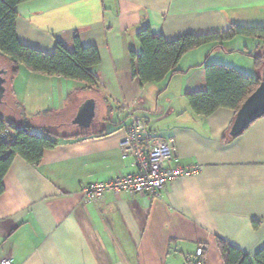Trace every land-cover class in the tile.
Returning a JSON list of instances; mask_svg holds the SVG:
<instances>
[{"label":"crops","instance_id":"crops-1","mask_svg":"<svg viewBox=\"0 0 264 264\" xmlns=\"http://www.w3.org/2000/svg\"><path fill=\"white\" fill-rule=\"evenodd\" d=\"M16 12L21 45L52 54L61 43L72 52L77 37L82 47L97 49L100 64L91 69L98 87L90 90L23 67L13 76L9 60L0 59L5 80L0 106H9L6 98L34 104L31 118L13 111L5 121L42 136L63 131L71 136L44 151L38 166L13 160L0 197V261L223 264L217 239L251 257L264 248V117L230 139L233 111L201 118L186 100L206 90V67L220 64L219 55L253 62L262 43L236 38L222 47L205 45L184 55L180 73L161 84L140 85L130 61V52L140 51L136 34L146 26L167 42L225 33L232 24L264 27V0H29ZM237 61L220 65L260 75L254 64ZM88 100L95 104L93 119L75 122ZM129 115L147 122L155 137L174 139L173 165L200 171L167 184L159 198L123 192L89 203L85 186L135 171L131 158L121 159L119 147ZM93 126L95 131H86Z\"/></svg>","mask_w":264,"mask_h":264},{"label":"trees","instance_id":"trees-1","mask_svg":"<svg viewBox=\"0 0 264 264\" xmlns=\"http://www.w3.org/2000/svg\"><path fill=\"white\" fill-rule=\"evenodd\" d=\"M26 1L29 0H0V55L9 60L12 75L23 67L32 74L63 78L79 82L86 89H96L98 80L91 69L100 64V58L95 47L84 48L75 37L72 52L57 43L52 54H45L18 42L16 7ZM236 38L257 39L262 43L263 51L251 56L254 67L261 71L264 63V27L232 24L225 33L198 37L186 35L167 42L163 36L156 37L146 26L136 34L139 53L130 52L133 79H137L140 85L167 82L180 73L178 64L187 53L208 44L222 47ZM259 76L244 75L225 65H208L205 71L206 90L186 95L189 109L201 118H207L219 109L231 110L236 116L242 104L260 85ZM5 130L11 133L3 139L1 135ZM69 137L62 138L55 133L38 135L30 127L12 125L0 118V197L4 193L3 179L16 157L31 166H38L44 151L54 149L59 141ZM252 226L256 229L259 222H253ZM216 246L223 264H264V248L251 257L221 239L216 240Z\"/></svg>","mask_w":264,"mask_h":264},{"label":"built area","instance_id":"built-area-1","mask_svg":"<svg viewBox=\"0 0 264 264\" xmlns=\"http://www.w3.org/2000/svg\"><path fill=\"white\" fill-rule=\"evenodd\" d=\"M5 130L1 138L10 135ZM121 159L133 160V173L117 177L113 180L93 183L82 190L84 199L93 203L106 194L127 193L129 195H147L159 198L165 186L181 177H191L199 173L200 167H181L173 165L175 158V141L172 138L155 137L143 119L129 115L126 134L120 143ZM203 249L196 250V256L201 257ZM0 264H13L10 257L0 261ZM202 264V262H198Z\"/></svg>","mask_w":264,"mask_h":264},{"label":"water","instance_id":"water-1","mask_svg":"<svg viewBox=\"0 0 264 264\" xmlns=\"http://www.w3.org/2000/svg\"><path fill=\"white\" fill-rule=\"evenodd\" d=\"M0 72V104L4 97L3 84L5 80L1 77ZM260 85L249 96L238 110L233 124L230 128L229 137L236 138L245 131L251 124L264 117V63L260 71ZM95 104L92 100L86 101L78 110L77 119L81 124H88L94 117Z\"/></svg>","mask_w":264,"mask_h":264},{"label":"rangeland","instance_id":"rangeland-1","mask_svg":"<svg viewBox=\"0 0 264 264\" xmlns=\"http://www.w3.org/2000/svg\"><path fill=\"white\" fill-rule=\"evenodd\" d=\"M240 60V62H241V66L243 65V63L244 64H246L247 66H251L252 64H253V62H252V60H250L248 57H246V56H243V57H236V55H231V54H225V53H222L221 55H219L218 56V62L220 63V64H224V63H226V64H228V65H230V66H235L236 65V63L238 62L237 60ZM240 58H242V59H240ZM248 58V59H247ZM0 59L4 62L6 59L4 58V57H1L0 56ZM225 64V65H226ZM240 65H239V67H241ZM244 74V73H243ZM244 75H246V74H244ZM248 76H250L249 74H247ZM6 101L8 102V107H5V106H0V118L1 119H3L4 121L5 120H7V121H9V118H8V115H10L13 111H15V114H16V116L19 118V115H21V114H23V113H25V115H27L28 116V118H31V114H30V111H32V109H31V106L33 105V107H34V104H33V102L32 101H27V103L24 105V102H22V100H21V102H20V100H19V102L18 103H15L14 101H12V100H10V99H8V98H6ZM24 109H25V112H24ZM50 119H52V118H50ZM50 119H48V120H50ZM58 120H60V118L58 117H56L55 119H54V121H58ZM95 129H97L96 127L94 128V126H93V128H91L90 130L89 129H86V131H90V132H92V131H95ZM62 134H58L59 135V137H69L67 134V132H65V131H63V132H61ZM89 133V132H88ZM70 134V133H69Z\"/></svg>","mask_w":264,"mask_h":264}]
</instances>
